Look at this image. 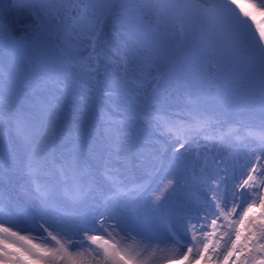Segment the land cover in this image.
<instances>
[{
	"label": "snow or ice",
	"instance_id": "obj_1",
	"mask_svg": "<svg viewBox=\"0 0 264 264\" xmlns=\"http://www.w3.org/2000/svg\"><path fill=\"white\" fill-rule=\"evenodd\" d=\"M250 7L0 0V50L7 37L29 52L26 69L0 57V264H150L169 245L182 252L167 264H264V122L219 103L238 94L264 109V28L248 23L264 16V0ZM101 45L123 79L133 59L155 68L151 95L138 80L125 93L138 103L102 87L91 75ZM157 61L215 69L223 88H168L185 104L161 115L154 97L168 73Z\"/></svg>",
	"mask_w": 264,
	"mask_h": 264
},
{
	"label": "rangeland",
	"instance_id": "obj_2",
	"mask_svg": "<svg viewBox=\"0 0 264 264\" xmlns=\"http://www.w3.org/2000/svg\"><path fill=\"white\" fill-rule=\"evenodd\" d=\"M244 1L250 4L252 2H259V0ZM8 2L9 0H5V3ZM250 4L243 3V9L246 11H253L250 7ZM239 9L240 8L236 9V11ZM237 12L239 13V11ZM253 14L256 16V22L253 23L251 20H249L248 23L253 32H256V23H259L260 27L264 28V16L258 12H253ZM21 22L24 24L31 23L29 19H24ZM24 31L25 29L19 28L17 29L15 35L20 37L24 34ZM108 38L111 39L110 34ZM112 43L114 44L115 41H112ZM177 43H179V41H177ZM4 45L6 51L0 50V57H3L6 61L8 55L18 56L21 58V67L26 69L27 65L23 60L24 57L29 55L26 43L20 42L19 40L9 41L7 37H5ZM100 50L102 52V57L98 61L99 67L97 71L91 73V75L99 77V79L103 82L102 87L105 85L109 88L116 86L123 99L127 100L128 102L138 103L139 97L133 101L130 96L125 95V93L135 94L138 91L136 86L129 82V80H138L145 82L146 91L151 95V85L147 84V81L151 76L157 74L155 68L144 67L139 59H133L129 78L123 79L122 68L119 64L118 58L109 50V47L106 45H101ZM157 63L160 64L159 61H157ZM160 67L162 71L168 73L166 80L161 82L159 90L161 94L154 97V99L158 100V104H155L153 107L158 108L161 115L176 114L181 111L185 104V98L183 95H178V93L174 90L167 91L166 89L168 88H181V90H183L186 87H191L194 90L200 91L201 95H204L206 92H209L210 83L219 84L222 88L224 85L223 79L219 78L222 73H216L215 69H212L211 72L205 70L194 73L184 63L177 64L175 67H173L170 62L160 64ZM23 74L24 73H22V75ZM210 94L212 96L216 95L215 87H211ZM219 103L227 104L230 109H243V114L248 118L249 123L253 126L258 127L262 122H264V109L261 108L258 98L251 100L249 97L244 95L229 94L227 97H222ZM102 106L105 108V110H108L109 108L107 103L103 104ZM94 115L98 118L99 112L94 110ZM62 123H65V121H62ZM209 133L215 135V129H209ZM197 139L201 144L205 142L203 134L197 137ZM229 150L230 149L228 148V145L223 146L222 151ZM3 187H5V185ZM4 191H6L5 188ZM5 195L7 196L8 193L5 192ZM169 259H172V257H166L159 261L158 264H167ZM201 264H203V262H201Z\"/></svg>",
	"mask_w": 264,
	"mask_h": 264
},
{
	"label": "bare ground",
	"instance_id": "obj_3",
	"mask_svg": "<svg viewBox=\"0 0 264 264\" xmlns=\"http://www.w3.org/2000/svg\"><path fill=\"white\" fill-rule=\"evenodd\" d=\"M238 3H239V5H240L241 7H242L243 3H244V4H250V3H247V2L244 1V0H238ZM242 8H243V7H242ZM237 9H238V8H237ZM237 11H239V13H240V9L237 10ZM4 188L6 189L5 192H6V193H9V192H8L9 189H8V187H7L6 184H5V187H4ZM21 234H22V235H26L27 233H21ZM171 249H175V251H172ZM149 251H151V249H149ZM181 252H182V250L179 249V248H176V246H174V245H169L168 248H167L165 251H163V252H161V251H157V252L155 253L154 256L150 257V264H158L159 261H161L162 259H164V258H166V257H172V258H174V257L180 255ZM145 255L147 256L148 253H145Z\"/></svg>",
	"mask_w": 264,
	"mask_h": 264
}]
</instances>
